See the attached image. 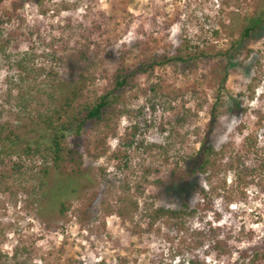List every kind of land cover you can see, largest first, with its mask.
Listing matches in <instances>:
<instances>
[{
  "label": "rangeland",
  "instance_id": "obj_1",
  "mask_svg": "<svg viewBox=\"0 0 264 264\" xmlns=\"http://www.w3.org/2000/svg\"><path fill=\"white\" fill-rule=\"evenodd\" d=\"M261 9L264 0H25L19 21L0 31V132L14 130L18 150L45 148L39 115L70 85L73 65L57 67L54 52L77 58L87 51L90 59L82 57L77 69L95 77L86 88L91 95L122 56L128 63L161 55L184 61L157 66L150 80L140 76L128 111L100 142L87 129L77 140L84 159L79 172H56L50 160L45 164V152V158L0 154V264H187L185 240L210 227L227 240L229 253L218 258L202 247L198 255L209 264H250L241 253L264 250V170L240 190L228 171L232 200L215 196L211 209L187 217L186 234H178L175 220L148 223L159 206H203L197 191L209 183L180 177L205 138L216 148L229 140L241 148L252 134L264 156V27L248 43L250 52L236 54L231 64L220 54ZM200 51L207 56L196 61ZM155 84L162 89L151 90ZM215 104L218 118L210 126ZM256 161L253 154L246 159ZM98 193L117 208L129 200L138 207L128 218L106 214L101 203L90 202ZM87 205L92 209L83 213Z\"/></svg>",
  "mask_w": 264,
  "mask_h": 264
},
{
  "label": "trees",
  "instance_id": "obj_2",
  "mask_svg": "<svg viewBox=\"0 0 264 264\" xmlns=\"http://www.w3.org/2000/svg\"><path fill=\"white\" fill-rule=\"evenodd\" d=\"M0 0V31L8 23H15L19 21L20 9L23 7L25 0H14L10 8H4V2ZM38 4L40 0H30ZM248 23L244 26L241 32L240 39L236 40L232 47L221 52L224 59L228 63H232V58L236 54H241L244 49L250 52L248 43H250L258 34L261 33L264 27V9L256 10L251 16L247 18ZM12 37L14 35H11ZM7 37V44L10 43V37ZM111 52L108 53L110 56ZM195 60H199V56H207L205 52H198ZM47 56L46 53H42ZM49 56V55H48ZM55 65L67 66L71 69L70 85L66 88L67 91H61L59 97L51 93L50 97L56 100L57 104L39 115L40 124L47 133L42 146H27L24 148L18 147L20 140L19 135L10 130L8 133L0 132V154L12 153L20 151L25 156L40 155L45 158L44 152L48 160L52 162V167L56 172H64L71 168L73 172H79L84 163L83 153L80 149L79 140L87 129L96 134L98 142L102 139V135L107 136L108 130L113 128L112 125L116 123L117 117L126 113L127 100L131 92L140 85L139 77L145 76L150 80L155 75L157 66L176 63V61H184L183 57L161 55L160 57L151 56L143 59L137 63H128L124 56L121 57L119 65L113 73H106L104 78L107 80L106 85L101 91H96L94 94L86 93L88 81L95 80L94 76L87 77L83 71H78L77 67H81L80 60L90 59L87 51L81 52V57L60 56L56 52L52 54ZM59 76L58 70L53 71V80ZM57 87H64L63 84H58ZM157 88L162 89L158 84L151 85V90L156 91ZM169 94V93H168ZM218 118V107L215 104L211 111L210 126H213ZM244 125H240L238 129L242 131ZM4 129V127H1ZM103 129L104 131H101ZM155 145L152 144L151 148ZM162 147L161 145H159ZM158 146V147H159ZM18 147V148H17ZM256 156V162L247 164L246 159L250 155ZM191 162L187 169L183 170L180 178H196L203 176L209 183L210 188L199 189L197 192L204 200V204L191 208L187 202L179 209L159 206L149 213L150 221L148 227L152 228L154 223L164 221L166 224H174L176 221L178 234L188 233L187 217H191L197 213L199 209H211V202L215 196H222L228 202L232 200V192L229 191L226 174L228 171H234L236 175L237 189L242 187H249L255 184L256 177L262 176L260 171L264 170V156L260 155L257 148V141L254 135L250 134L245 137L242 147L238 148L235 141L229 140L220 148H216L213 144L208 143L205 138L198 151L191 157ZM19 166V163H15ZM48 165L43 168L44 174H49ZM260 175V176H259ZM73 190V189H72ZM90 202L96 204L101 203L107 213L117 212L123 218H128L133 215V208L137 209L138 205L135 201H124L118 208L109 203L102 194L98 193L90 199ZM62 204V211L66 210L64 202ZM87 210L92 209L87 205ZM160 229V227H159ZM192 236L185 240V245L190 252L187 264H209L196 253L198 248L206 247V252H216L218 258L229 253V244L226 239L220 238L218 232L210 227L209 231L203 232L201 230H194ZM242 257H248L250 264H264V250L260 248L253 249L251 255L247 251L241 253ZM166 264H174L172 261Z\"/></svg>",
  "mask_w": 264,
  "mask_h": 264
}]
</instances>
